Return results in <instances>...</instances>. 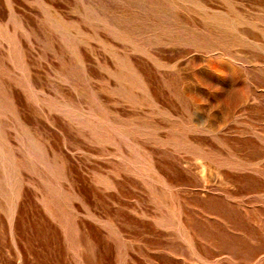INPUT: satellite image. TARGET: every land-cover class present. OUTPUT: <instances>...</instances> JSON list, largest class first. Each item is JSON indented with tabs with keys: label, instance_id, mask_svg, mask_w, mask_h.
Returning <instances> with one entry per match:
<instances>
[{
	"label": "rangeland",
	"instance_id": "374dc122",
	"mask_svg": "<svg viewBox=\"0 0 264 264\" xmlns=\"http://www.w3.org/2000/svg\"><path fill=\"white\" fill-rule=\"evenodd\" d=\"M0 264H264V0H0Z\"/></svg>",
	"mask_w": 264,
	"mask_h": 264
}]
</instances>
